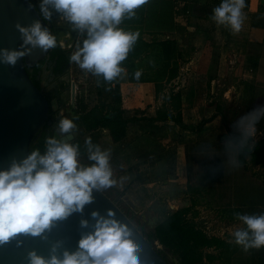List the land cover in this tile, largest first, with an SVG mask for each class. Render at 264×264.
I'll return each instance as SVG.
<instances>
[{"label": "clouds", "instance_id": "9594fccd", "mask_svg": "<svg viewBox=\"0 0 264 264\" xmlns=\"http://www.w3.org/2000/svg\"><path fill=\"white\" fill-rule=\"evenodd\" d=\"M149 0H42L41 12L46 20L52 13L49 6L63 15L81 31L87 30L89 39L76 51L71 60L86 72L103 75L108 82L120 77L121 67L139 33L125 32L118 26L127 16H135V9ZM245 0H223L213 10L212 19L219 25L230 26L233 34L242 30L246 16ZM22 34L24 50L3 51V62L15 66L32 47L43 50L57 46V38L39 21L30 27L17 25ZM137 78L140 73L138 72ZM75 119V118H74ZM74 119L64 118L59 122L62 133L76 129ZM89 159L95 163L82 167L78 160L79 145L48 140L45 155L32 152L20 163L14 162L9 170L0 171V244L10 241L18 234L39 236L50 229L55 221L63 220L75 212H83L93 201V190L109 188L116 183L110 166V153L93 146L91 138ZM96 219L95 231L79 241V250L64 252L60 259L52 255L45 259L35 252L30 253L31 264H140L138 248L130 239L126 226L115 219ZM109 216L112 213L109 212ZM249 231L235 232L236 243L249 248L264 246V216H239ZM83 227L88 221L81 222Z\"/></svg>", "mask_w": 264, "mask_h": 264}, {"label": "trees", "instance_id": "16d2710c", "mask_svg": "<svg viewBox=\"0 0 264 264\" xmlns=\"http://www.w3.org/2000/svg\"><path fill=\"white\" fill-rule=\"evenodd\" d=\"M180 3L181 0H149L147 4L134 10L135 16L132 18L125 16L118 26L125 32H138L139 37L127 58L121 62V67L125 69V72L120 77L108 82L103 75H95L91 72L96 83L97 101L92 104L87 101V97H81L76 101L75 118L79 125L84 128V131L68 143L79 145L80 156H90L89 145L86 143L88 138H91L93 146L101 147V130L103 128L108 130L110 138L118 144H122L130 138V123H140L141 120L144 122L148 120L152 128H159L155 122L167 120L188 128L184 121V92L175 91L172 87L169 92L166 91L167 86L179 76L181 64L188 60L191 53L195 51V47L188 45L187 42L188 27L177 21V17L181 13L190 16L194 6L190 0L182 5ZM248 3L246 1V7H248ZM57 49H59L58 43ZM64 54V50H62L60 60H66L67 57V61L70 62V53ZM203 58L206 60L208 55H203ZM219 60V52H214L211 67L204 76L208 80L207 86L198 85L201 95L206 92L207 96H210L212 80L218 77ZM138 72L140 73L139 78L136 75ZM125 81L155 83L156 96L162 95L163 97V102L155 115L125 116L127 112L124 108L126 99L121 90V83ZM251 102V121L255 125L254 135L245 129L230 128L228 126L227 104L216 99L208 104L210 107H215L218 113L203 118L197 125L198 135L202 138L205 135L204 128L206 125L220 114L226 130L218 133L216 137L220 142H232L236 145L238 160L245 165L246 169H249L250 163L254 166H264V136L255 137L264 131L263 86L254 90ZM140 124L145 128V125ZM47 125V122L43 124V134L39 136V131L33 140L30 154L35 151L41 155L46 154L48 150V139L45 138ZM198 138L194 142H198ZM94 163L90 160L84 163L83 167H90ZM196 204L197 202L194 201L191 205H184L177 209H172L166 205L164 208L165 216L159 220L152 232H145L143 226H137L171 264H208L215 262L219 264H264V246L259 249L249 248L245 250L242 245L236 243V237L233 240H228L207 233L196 221L198 216V211H194ZM168 210L170 211L169 214L167 213ZM193 211V215L189 216ZM128 215L130 216V214ZM243 215H247V213L241 206L224 207L221 210L222 218L236 220ZM130 217L134 221V217ZM244 231L250 232L247 225ZM156 242L162 247H158ZM169 254L176 257L177 262L171 261Z\"/></svg>", "mask_w": 264, "mask_h": 264}, {"label": "crops", "instance_id": "0c3cea01", "mask_svg": "<svg viewBox=\"0 0 264 264\" xmlns=\"http://www.w3.org/2000/svg\"><path fill=\"white\" fill-rule=\"evenodd\" d=\"M186 1L181 0L180 4H185ZM190 1H192L194 6L190 16H185L186 14L181 13L177 17V21L188 27L189 36L187 42L188 45L195 47V51L191 53L188 60L181 64L179 76L166 88L167 92H169L171 87L175 91L181 90L184 92V121L187 123L188 128L170 120L155 122L159 125V128H152L148 120L145 122L141 120L140 123L145 125V128L140 123H132V125L142 129L143 136L132 137L134 135L132 134L134 126L132 127L130 124L129 143L127 145L125 142L122 143L123 145L119 144L123 147L130 146L131 158L129 165L130 176H127L129 178L125 180L127 181L125 182V187L122 190L119 189L118 194L120 198H125L127 193L130 194L128 197H133L131 201H137L138 203L135 205L136 209L141 208L139 202L142 203L145 199L150 198L155 199V197V202L163 205V202L166 203L164 199L167 198L166 200H169L168 197L175 193V184L178 181L173 176L174 174L178 176L180 172L182 174L185 172L186 148L187 144L190 143L189 141L194 142L197 140L196 136L199 134L197 132V124L203 118L218 113L216 108L210 107L208 103L216 99L223 104H227L230 100L226 93L234 91L240 95L241 107L248 109V107L252 106L251 96L254 90L264 84V0H245V3L246 1L249 2L248 7L245 6L243 9L246 19L242 30L238 34H233L230 26L219 25L212 19L214 8L218 7L223 0ZM216 27L221 28L216 30ZM217 51L220 54L218 77L212 80L210 96H207L206 92L201 95L198 85L207 86L208 80L205 79L204 75L211 67L212 55ZM203 55H208V58L205 60ZM191 65H193L194 71L196 70L199 73L196 75L197 77L187 80L185 79L187 78L186 75H191L189 72ZM224 77H226L227 81L222 88L219 81ZM121 87L126 104L129 100H132L131 97L133 95L136 97V94L140 95L139 98L141 100L146 98L148 102H151L150 112L144 114L145 116L155 115L163 102L162 95L156 96L155 83L153 82L125 81L121 83ZM255 87L257 88L255 89ZM138 106L141 109L142 103H139ZM124 108H126L125 105ZM126 113L129 112L127 111ZM133 116L135 114L127 117ZM218 118L221 119L220 114L213 121ZM212 122L206 125L204 133L210 129ZM166 128L174 131V138L169 137L171 135L169 134L170 130L167 131L169 135H166ZM189 132H192L189 135L192 138L191 140L187 139L189 137L187 133L189 134ZM220 132L223 131L218 133ZM148 137L151 138L149 141H153V143L144 140ZM143 141L145 143H142ZM112 142L113 144H118L113 140ZM101 150H104L102 140ZM155 150H159V152H155ZM118 156H120V153H114L112 161L116 162ZM123 170V165L120 164L118 172L121 173ZM124 174H127L126 169ZM114 186H111L113 190L117 188L115 184ZM155 202L153 201L152 203L154 205L158 204ZM124 211L126 212L125 209ZM167 213L169 214L170 211L168 210Z\"/></svg>", "mask_w": 264, "mask_h": 264}, {"label": "rangeland", "instance_id": "374dc122", "mask_svg": "<svg viewBox=\"0 0 264 264\" xmlns=\"http://www.w3.org/2000/svg\"><path fill=\"white\" fill-rule=\"evenodd\" d=\"M220 28L216 27V30ZM87 39H89L87 35L79 37L77 43L70 49V53L73 55L82 48L84 41ZM62 43L66 44L63 41ZM189 72L191 75H186L187 78L185 79L187 80L197 77L196 75L199 73L196 70L194 71L193 65H191V70ZM70 74L71 80H73L76 85L75 101L79 100L81 97H87V101L90 103L93 104L96 102V83L92 73L86 72L81 69L77 63L71 61ZM226 81V77L219 81L222 88L226 85ZM222 88L220 87V89ZM226 95L230 100L227 103L228 126L232 129H248V131L250 130V133L254 135L255 125L251 121L252 106L248 107V109L241 107L240 95L234 91L228 92ZM139 97L140 95L136 94V97L133 95L131 97L132 100H129L127 104L125 101V109H128L127 111L129 112L126 113V117L132 114H135L136 117L145 116L144 114L150 112L151 102H148L146 98L141 100ZM139 103H142L141 109L138 108ZM60 113L62 119L75 118V112L72 111L69 105H64ZM74 122L76 125L79 124L76 118ZM130 124L132 125V123ZM133 126L134 132L131 131L134 135H132V137L143 136L142 129H138L136 125H132V127ZM168 130H170L169 134H171L169 137H173L175 134L174 131L168 128L165 129L166 135H169L167 132ZM225 130L226 126L223 124V121L218 118L212 122L210 129L206 130L204 137L201 138L197 134L196 137H199L198 142L189 141L195 144L189 143L190 145H187L184 174L180 172L178 176L175 174L173 176V178H176L178 181L177 183L175 182V193L170 195V197L166 196L169 200H166L167 198L164 199L166 203L163 202V205H159V202H155V197V199L150 198L145 199L142 203L139 202L141 208L136 209L135 205L138 203L137 201H131L133 197L129 198L128 196H130V194L127 193L125 198H120L118 194L119 189L122 190V188L125 187V182H127L125 180L129 178L127 176H130V146L123 147L119 144H113L108 130L103 128L101 130V140L104 150L102 151H108L110 153L109 162L113 172V179L116 181L115 185L117 186L115 190H113L112 187L105 188L104 190L110 194L130 216L134 217V222L137 225L143 226L145 232H152L159 220L165 216L166 212L164 208L166 205L172 209H177L184 205H191L196 201L197 204L194 206V211H198L196 221L199 222L200 226L210 235H217L228 240H233L235 232L244 231L246 224L240 219L231 220L229 218H222L221 210L224 207L241 206L246 210L249 216H264V166H254L250 163L248 165L249 169H246L245 165L241 164L238 160L236 145L232 142L223 143L218 141L216 137L217 133ZM191 134L192 132H189V134L187 133L188 136ZM193 135L195 134L193 133ZM262 136H264V131L258 133V136L255 137L260 138ZM190 137L191 136L187 139L191 140L192 138ZM129 140L130 138L125 142L126 145L129 143ZM144 140L149 141L151 138L148 137ZM139 141L141 142V140ZM149 142L153 143V141ZM142 143L145 142L143 141ZM116 152L117 154L120 153V156H118L117 161L114 162L112 161V155ZM155 152H159V150H155ZM78 160L81 166L90 161L89 157L80 155H78ZM119 163L123 165L124 170L126 169L127 174H124V170L121 173L118 172L120 167ZM153 201L158 204L154 205V203H152ZM194 211L189 214V216H192ZM156 243L158 247H162L161 244L158 242ZM169 258L171 261L177 262V258L173 257L172 254H169ZM208 264L219 263L215 262Z\"/></svg>", "mask_w": 264, "mask_h": 264}, {"label": "water", "instance_id": "95a60500", "mask_svg": "<svg viewBox=\"0 0 264 264\" xmlns=\"http://www.w3.org/2000/svg\"><path fill=\"white\" fill-rule=\"evenodd\" d=\"M51 13L55 10L49 9ZM58 13V12H56ZM60 18L59 16L56 17ZM39 21L42 28L52 35V26L59 36L62 24L48 22L33 0H0V171L9 170L14 162L20 163L30 155L31 144L43 124H52L49 119L51 103L36 85L27 67H34L49 52L39 46L32 47L27 55L20 58L15 66L3 62V51H22L24 40L17 25L30 27ZM55 23V24H54ZM70 23L69 25H71ZM67 25V26H69ZM76 85L73 83V102ZM56 102L53 105L56 106ZM52 139L68 143L76 139L84 128L62 133L54 123ZM248 131V129H247ZM250 133V130H249ZM49 147V145H48ZM100 217L115 219L127 227L138 248L140 264H171L149 241L142 230L124 211V209L103 189L93 190V201L87 204L83 212H75L69 217L55 221L50 229L39 236L18 234L10 241L0 244V264H31L30 253L50 259L52 255L64 258V252L74 253L79 250V241L83 236L95 231L96 219ZM109 212L112 216H109ZM88 221L83 227L81 222Z\"/></svg>", "mask_w": 264, "mask_h": 264}, {"label": "flooded vegetation", "instance_id": "af4514ba", "mask_svg": "<svg viewBox=\"0 0 264 264\" xmlns=\"http://www.w3.org/2000/svg\"><path fill=\"white\" fill-rule=\"evenodd\" d=\"M34 3L41 8L42 0H33ZM52 13L51 19L47 20L52 23L54 18L57 16L63 17L61 13ZM55 24V23H54ZM57 25L52 26V31L54 36L57 38L58 48L57 46L51 48L48 54L38 61L34 67H29V73L31 74L33 80L36 85L43 91L48 100L51 103V113L49 119L52 120V124H48L45 131H47L46 139H52V134L55 131V122H60L62 120L60 110L64 105H69L73 112H75L76 101L73 102V80H71L70 76V68H71V59L70 62L62 59L60 60L61 51L64 50V55L66 53H70V49L74 47V44L77 43L78 38L82 35H87V30L81 31L74 26L72 23L69 25L66 31L62 33H68L69 38L66 44L62 43V40L57 36L55 29ZM61 49V50H60ZM72 54L70 53V57ZM35 78V79H34ZM37 81V82H36ZM76 100V95H75ZM53 102H56V106L53 105ZM79 124L76 129L81 128ZM44 128L40 130L39 136L43 134ZM83 167V166H82Z\"/></svg>", "mask_w": 264, "mask_h": 264}, {"label": "bare ground", "instance_id": "6f19581e", "mask_svg": "<svg viewBox=\"0 0 264 264\" xmlns=\"http://www.w3.org/2000/svg\"><path fill=\"white\" fill-rule=\"evenodd\" d=\"M41 3H42V2H41ZM49 9L55 10L52 6H49ZM55 20H56L57 23L64 25V26H62L63 28H60L59 38H60L63 42L67 43V41H69V40H68V38H69V34H68V33H62V32L66 31V30L68 29V28H67V27H68L67 25H69L71 22L68 21V20H66V19H64L63 17L57 18V19H55Z\"/></svg>", "mask_w": 264, "mask_h": 264}]
</instances>
